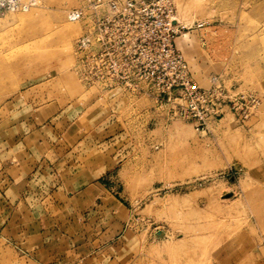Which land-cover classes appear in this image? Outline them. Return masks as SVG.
Masks as SVG:
<instances>
[{
  "label": "rangeland",
  "instance_id": "rangeland-1",
  "mask_svg": "<svg viewBox=\"0 0 264 264\" xmlns=\"http://www.w3.org/2000/svg\"><path fill=\"white\" fill-rule=\"evenodd\" d=\"M87 1L0 8V152L28 123L74 122L95 133V154L120 150L102 183L125 211L120 224L90 218L88 264H264V0H170L192 79L208 87L217 77L227 95L225 115L203 131L146 94L82 84L73 44L83 29L68 13ZM17 257L0 237V264Z\"/></svg>",
  "mask_w": 264,
  "mask_h": 264
},
{
  "label": "crops",
  "instance_id": "crops-1",
  "mask_svg": "<svg viewBox=\"0 0 264 264\" xmlns=\"http://www.w3.org/2000/svg\"><path fill=\"white\" fill-rule=\"evenodd\" d=\"M74 124L61 131L28 123L30 130L0 152V237L18 264H88V251L96 248L90 218L102 214L120 224L124 206L102 177L121 152L101 147L95 154V133ZM97 202L105 211H95ZM98 228L101 236L110 234V222Z\"/></svg>",
  "mask_w": 264,
  "mask_h": 264
},
{
  "label": "built area",
  "instance_id": "built-area-1",
  "mask_svg": "<svg viewBox=\"0 0 264 264\" xmlns=\"http://www.w3.org/2000/svg\"><path fill=\"white\" fill-rule=\"evenodd\" d=\"M68 19L82 24L73 44L74 71L88 88L146 94L167 107L170 119L207 130L225 115L226 94L217 77L201 87L176 47L178 25L170 0H88ZM20 0H0V8Z\"/></svg>",
  "mask_w": 264,
  "mask_h": 264
},
{
  "label": "bare ground",
  "instance_id": "bare-ground-1",
  "mask_svg": "<svg viewBox=\"0 0 264 264\" xmlns=\"http://www.w3.org/2000/svg\"><path fill=\"white\" fill-rule=\"evenodd\" d=\"M187 37H188V34H184V35H182V36L180 37V39H181V40H184L185 43H188L190 40L187 39Z\"/></svg>",
  "mask_w": 264,
  "mask_h": 264
}]
</instances>
